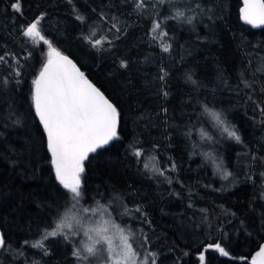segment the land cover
<instances>
[{"label":"trees","instance_id":"trees-1","mask_svg":"<svg viewBox=\"0 0 264 264\" xmlns=\"http://www.w3.org/2000/svg\"><path fill=\"white\" fill-rule=\"evenodd\" d=\"M14 2L0 0V264H78V238H49L47 252L32 246L70 207L32 104L48 47L22 32L41 16L45 39L120 113L119 138L85 161L81 203L106 204L122 226L146 235L156 264H201L216 243L228 255L207 248L203 264H251L264 243V29L241 23L242 1L146 0L137 11L134 0H20L19 13ZM174 5L195 13L192 24L171 18ZM155 19L167 36L153 39ZM112 23L119 32L108 31ZM93 30L112 44L91 47L83 37ZM205 105L222 111L242 142ZM210 157L232 173L227 180ZM154 163L169 169L165 176ZM135 206L141 212L124 215Z\"/></svg>","mask_w":264,"mask_h":264},{"label":"snow or ice","instance_id":"snow-or-ice-1","mask_svg":"<svg viewBox=\"0 0 264 264\" xmlns=\"http://www.w3.org/2000/svg\"><path fill=\"white\" fill-rule=\"evenodd\" d=\"M134 3L137 11L147 7L146 0H134ZM243 4L242 19L253 26L264 25V0H243ZM174 7L176 10L172 19L192 24L196 18L195 13L188 15L179 6ZM11 8L21 12L20 0H15ZM77 19L85 18L77 16ZM42 20L43 16L36 18L22 32L24 37L34 41L38 38L48 47L46 62L33 81L32 104L46 133L47 148L51 153L56 179L67 190L70 207H66L55 220L54 226L45 229L41 239L32 246L47 252L44 242L49 238L62 237L65 241H71L82 235L86 239L73 249L78 264H156L158 254L151 251L146 235L137 237L133 229L122 226L117 222L119 217L112 216L106 204L95 202V206H84L81 203L84 198L82 174L85 172V161L89 160L90 154L103 150L110 142L119 138L117 128L120 113L68 56L45 39L39 27ZM161 25V20H153V39L168 35ZM113 29L120 31L117 23H112L108 31ZM83 38L96 49L112 44L106 35L97 36L95 30ZM162 47L167 52L171 45L162 43ZM0 62H6L5 56L0 55ZM121 66L127 67V63L121 61ZM187 79L196 84L191 74H188ZM164 95L167 96L168 93L165 92ZM260 111L264 113V108ZM204 112L228 137L242 142L239 130L227 121L222 111L205 105ZM206 135L201 133L202 138ZM207 138L211 139L210 136ZM133 155L139 158L143 155V150L133 146ZM210 158L223 179L227 180L232 173L223 167L222 161L217 163L215 157ZM144 167L148 168L149 165L145 164ZM168 170L157 167L155 163L151 167V171L160 176H165ZM171 170H175V164L171 165ZM133 211L139 213L141 209L139 206L131 210L124 208V215H130ZM4 247L3 234L0 233V248ZM207 248H215L223 255H228L219 243L207 245ZM204 251L198 257L201 264L205 261ZM251 264H264V246L260 247Z\"/></svg>","mask_w":264,"mask_h":264},{"label":"water","instance_id":"water-1","mask_svg":"<svg viewBox=\"0 0 264 264\" xmlns=\"http://www.w3.org/2000/svg\"><path fill=\"white\" fill-rule=\"evenodd\" d=\"M242 1V6H241V8H240V21H241V23L243 24V25H246V26H248L249 28H251V29H253V30H262V29H264V25H261V26H253V25H251V24H248V23H246L243 19H242V14H241V9L243 8V6H244V4H243V0H241ZM62 54L63 55H66V56H68V58L69 59H71L72 61H73V63L75 64V62H74V60L69 56V55H67V54H65L64 52H62ZM76 65V64H75ZM76 67H77V65H76ZM106 99H108L107 97H105ZM109 100V102H111L114 106H115V104L110 100V99H108ZM116 107V106H115ZM117 108V107H116ZM118 110V109H117ZM119 125H120V120H119V123H118V128H117V132H118V130H119ZM119 134V133H118ZM114 141V140H113ZM111 143V142H110ZM110 145V144H109ZM107 147V146H106ZM105 147V148H106ZM98 151H100V150H98ZM91 155V154H90ZM58 181V180H57ZM59 182V181H58ZM0 233H2L1 232V230H0ZM4 238V237H3ZM261 246H264V243H262V245ZM260 246V247H261ZM260 247H259V249H260ZM259 249L253 254V256H252V259L256 256V253L259 251Z\"/></svg>","mask_w":264,"mask_h":264},{"label":"rangeland","instance_id":"rangeland-1","mask_svg":"<svg viewBox=\"0 0 264 264\" xmlns=\"http://www.w3.org/2000/svg\"><path fill=\"white\" fill-rule=\"evenodd\" d=\"M37 40H39V39H37ZM77 238H78V240H79V243H81L82 240L86 239V238H84L82 235H81L80 237H77ZM79 246H80V244H79Z\"/></svg>","mask_w":264,"mask_h":264}]
</instances>
